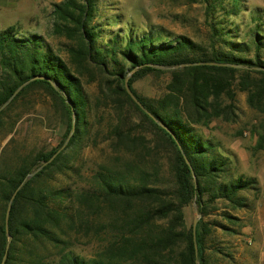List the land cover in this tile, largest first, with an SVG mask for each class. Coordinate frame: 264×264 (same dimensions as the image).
Masks as SVG:
<instances>
[{"label": "trees", "instance_id": "trees-1", "mask_svg": "<svg viewBox=\"0 0 264 264\" xmlns=\"http://www.w3.org/2000/svg\"><path fill=\"white\" fill-rule=\"evenodd\" d=\"M226 1L231 6L226 13L237 15L240 0H203L209 27L205 44L184 34L140 33L130 26L124 33L110 32L105 42L102 28L94 24L97 0L55 5V32L72 40L68 62L37 33L21 35L17 25L0 31V107L19 86L40 77L0 112V134H11L0 151V264L9 236L5 264H219L231 258L215 233L239 235L234 226L241 228V218L232 210L249 209L244 193L257 192L258 181L233 174L229 155L199 128L216 119L236 121L237 89L264 114V29L256 24L245 38L238 37V30L214 17ZM128 75L131 91L153 117L128 95ZM145 78L152 79L154 96L136 90ZM94 84L91 93L86 86ZM36 91L47 95L64 132L56 146L26 150L14 130L24 114L14 113L30 104ZM72 131L55 160L19 189L7 233L13 193ZM262 131L253 130L264 147ZM102 134L109 160L85 185L58 183L59 177L85 178L76 162ZM192 204L201 216L196 238L194 220L188 224L185 213ZM219 211L222 218H212ZM94 240L100 243L94 256L75 252Z\"/></svg>", "mask_w": 264, "mask_h": 264}, {"label": "rangeland", "instance_id": "rangeland-1", "mask_svg": "<svg viewBox=\"0 0 264 264\" xmlns=\"http://www.w3.org/2000/svg\"><path fill=\"white\" fill-rule=\"evenodd\" d=\"M64 0H0V31L11 25H17L21 35L37 33L42 36L64 60L69 61L67 45L72 42L66 36L55 31V5ZM240 12L237 15L226 13L231 7L225 2V10L218 7L215 16L223 20L224 25L237 32L238 37L245 38L250 28L260 24L264 29V0H240ZM206 6L203 0H97V13L94 24L102 28L103 41L109 39V34L125 32L130 26L140 33L143 31L163 30L171 35L184 34L196 42L207 43L209 27L206 18ZM151 78L135 84L141 93L154 96L156 89L152 86ZM87 90L95 93L96 84L87 85ZM247 95L236 90V121L224 122L214 120L209 128H199L202 135L213 140L219 146L220 152L228 154L231 159V170L235 175L255 177L258 181V191H246L249 209L232 210V213L241 218L239 230L240 241L237 246L233 242L221 241L228 245L226 252L231 258L220 260L219 264H250L251 258L257 264H264V147L260 146L259 138L253 132L255 128L263 132L264 114H259L247 103ZM29 99L30 104L20 105L14 114H24L20 123L14 127L17 144L31 150L45 144L56 146L62 140L64 126L57 123L49 98L44 92H33ZM94 119V118H92ZM108 117L101 125L105 129ZM96 127L100 124L96 123ZM11 134H0V151L9 141ZM103 134L95 146L88 145L80 153L76 164L82 167L85 178L75 177L66 180L59 177L58 183L70 182L85 185L101 164L109 160L110 150L108 141H104ZM222 207V206H220ZM187 223L190 224L198 215L195 204L185 210ZM219 212L212 218L221 219ZM216 231L220 240L222 237H231ZM228 235V236H225ZM99 242L94 240L90 245H80L74 250L77 254L90 258L99 249ZM261 257H263L261 260ZM224 261V262H223Z\"/></svg>", "mask_w": 264, "mask_h": 264}, {"label": "water", "instance_id": "water-1", "mask_svg": "<svg viewBox=\"0 0 264 264\" xmlns=\"http://www.w3.org/2000/svg\"><path fill=\"white\" fill-rule=\"evenodd\" d=\"M157 67H160V68H166L164 66H157ZM36 80V79H40V77H37V78H32L30 79L29 81L25 82L22 86H19L15 91L14 93L10 96V98L8 99V101L3 104L1 107H0V112L6 108V106L8 104H10L12 102V100L14 99L15 96H17L19 94V92L23 89L24 86H27L31 81L33 80ZM125 87H126V91L128 93V95L136 102V104H138L141 109L149 116V117H153L152 114L147 110V108L139 101V99L133 94V92L131 91V88H130V85H129V75L128 77L126 78L125 80ZM158 124L163 126L164 127V124L161 123L160 121H158ZM73 135V131L70 132V135L69 137L67 138L66 142L62 145V147L56 152V154L51 157L48 161H45L44 163H42L38 169L34 172H31L29 173L25 179L22 180V183L21 185L19 186V188L16 190L15 193H13L12 197L10 198L9 202H8V207H7V214L5 216V222H6V229H7V233H9V230H8V222H9V216H10V213H11V208H12V203H13V200L14 198H16V195L19 191V189L26 183L27 180H30L32 177H34L39 171H41L48 163H50L51 161H54L55 158L57 157V155L65 148V146L67 145V143H69L70 141V138L72 137ZM194 175V174H193ZM194 178H195V175H194ZM196 179V178H195ZM201 219V216L200 214H198L197 216H195L194 218V221H193V233H194V236L196 238V226H197V222ZM10 240H11V236H9V242L7 244V248H6V253H4V256L2 258V262L1 264H5L6 263V260H7V255L9 254V248H10ZM194 246H195V250H196V253L198 254V246H197V243H194Z\"/></svg>", "mask_w": 264, "mask_h": 264}, {"label": "crops", "instance_id": "crops-1", "mask_svg": "<svg viewBox=\"0 0 264 264\" xmlns=\"http://www.w3.org/2000/svg\"><path fill=\"white\" fill-rule=\"evenodd\" d=\"M225 236H228V235H225ZM231 237H226V239H224L223 237L220 239V243H221V246H223V247H227L228 245H226V243H223V242H221V241H224V240H226V241H229V242H233V244L235 245V246H237V243H238V241H240V237H242L240 234L239 235H237V234H231L230 235ZM263 257H261V260H263L262 259ZM250 264H257L256 262H254L253 261V259L251 258V260H250Z\"/></svg>", "mask_w": 264, "mask_h": 264}]
</instances>
